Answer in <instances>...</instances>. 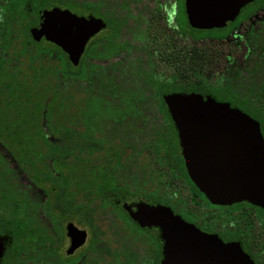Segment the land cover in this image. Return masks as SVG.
Masks as SVG:
<instances>
[{
  "label": "flooded vegetation",
  "instance_id": "obj_1",
  "mask_svg": "<svg viewBox=\"0 0 264 264\" xmlns=\"http://www.w3.org/2000/svg\"><path fill=\"white\" fill-rule=\"evenodd\" d=\"M185 2L0 0L1 116L9 85L30 86L46 76L54 84L53 72L61 67L68 75L81 72L86 89L119 107L110 113L121 119L106 120L101 129L106 147L123 150L111 174L100 177L112 184L99 182L89 190L84 166L72 205L58 204L50 183L34 184L19 168L15 204H9L2 174L0 209L9 207L13 216L0 215V264H232L228 245L238 246L251 264H264V210L247 202L214 204L196 188L165 103L171 95L209 96L256 116L250 95L264 80L256 69L264 58V0H253L223 27L207 30L189 25ZM48 13L97 23L76 66L65 50L36 34ZM67 43L79 44L71 35ZM7 52L17 58L8 63ZM7 71L14 77L7 78ZM7 149L1 138L4 169ZM23 180L29 184L21 186ZM142 206L168 209L209 238L204 245L191 239L168 245L157 227L133 218Z\"/></svg>",
  "mask_w": 264,
  "mask_h": 264
},
{
  "label": "water",
  "instance_id": "obj_2",
  "mask_svg": "<svg viewBox=\"0 0 264 264\" xmlns=\"http://www.w3.org/2000/svg\"><path fill=\"white\" fill-rule=\"evenodd\" d=\"M252 1L186 0L185 9L192 28L207 30L223 27ZM53 18L62 24L61 29L50 27L49 21ZM96 25L89 20H75L70 15L48 13L43 15L36 34L55 42L76 66L83 43L97 31ZM76 26L78 31L70 33L68 29ZM69 35L79 44L70 47ZM165 103L178 133L188 176L196 188L214 204L247 202L264 210V139L259 123L209 96L171 95L165 97ZM145 208L157 211L145 216L142 215ZM133 218L157 227L168 245L179 239L204 245L209 238L165 208L142 206ZM226 249L232 264H251L238 246L228 245Z\"/></svg>",
  "mask_w": 264,
  "mask_h": 264
},
{
  "label": "trees",
  "instance_id": "obj_3",
  "mask_svg": "<svg viewBox=\"0 0 264 264\" xmlns=\"http://www.w3.org/2000/svg\"><path fill=\"white\" fill-rule=\"evenodd\" d=\"M6 56L10 63L17 55L7 52ZM256 69L262 71L264 79V58ZM11 73L7 71V78L14 77ZM53 73L54 84L46 76L30 86L7 87L6 113L1 116L0 112L5 134H0V140L5 138L7 153L17 168L34 184L50 183L57 203L66 206L78 196L72 191L81 189L85 165L89 190H96L99 182H109L100 177L103 172L111 174L109 169L123 150L106 147L109 141L102 137L101 126H106V120L121 118L110 113L119 109L112 100L85 88L81 72L68 75L61 67ZM251 93V110L257 113L252 119L259 123L264 137V80L263 85L255 84ZM3 167L0 163V179L6 174L8 203L14 205L16 171L9 162L6 169Z\"/></svg>",
  "mask_w": 264,
  "mask_h": 264
},
{
  "label": "rangeland",
  "instance_id": "obj_4",
  "mask_svg": "<svg viewBox=\"0 0 264 264\" xmlns=\"http://www.w3.org/2000/svg\"><path fill=\"white\" fill-rule=\"evenodd\" d=\"M8 162L10 163L11 167L13 169H15L16 175H18L19 169L17 168L16 164L11 160V158L9 157V155H8ZM18 178H21V175L17 176V179ZM19 184L22 186V185L29 184V183H28V180L27 181L26 180H23V183L19 181ZM40 194L41 193L39 192V195ZM0 212H1L0 215H5V216H8L10 218L13 216L12 211H11V209L9 207L7 208V210H1L0 209Z\"/></svg>",
  "mask_w": 264,
  "mask_h": 264
},
{
  "label": "snow or ice",
  "instance_id": "obj_5",
  "mask_svg": "<svg viewBox=\"0 0 264 264\" xmlns=\"http://www.w3.org/2000/svg\"><path fill=\"white\" fill-rule=\"evenodd\" d=\"M49 24H50V27H51L53 30H55V29L58 27V23H57V21H56L55 18H53L52 20H50V21H49ZM241 116H243V115H241ZM243 117H245V116H243ZM156 211H157V210H156V209H153V208H145V209L143 210L142 215H145V216L153 215V214L156 213Z\"/></svg>",
  "mask_w": 264,
  "mask_h": 264
}]
</instances>
